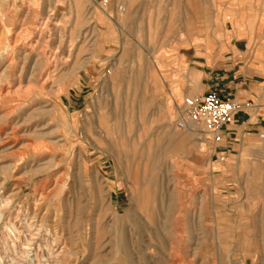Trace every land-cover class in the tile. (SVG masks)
<instances>
[{
  "label": "rangeland",
  "instance_id": "rangeland-1",
  "mask_svg": "<svg viewBox=\"0 0 264 264\" xmlns=\"http://www.w3.org/2000/svg\"><path fill=\"white\" fill-rule=\"evenodd\" d=\"M232 37L264 0H0V264H264L260 132L173 122Z\"/></svg>",
  "mask_w": 264,
  "mask_h": 264
},
{
  "label": "crops",
  "instance_id": "crops-1",
  "mask_svg": "<svg viewBox=\"0 0 264 264\" xmlns=\"http://www.w3.org/2000/svg\"><path fill=\"white\" fill-rule=\"evenodd\" d=\"M247 42L232 37L226 51L189 55L191 72L199 77L197 94L216 89L222 96L237 98L246 103L229 127L230 135L243 137L264 130V63L247 54Z\"/></svg>",
  "mask_w": 264,
  "mask_h": 264
},
{
  "label": "built area",
  "instance_id": "built-area-1",
  "mask_svg": "<svg viewBox=\"0 0 264 264\" xmlns=\"http://www.w3.org/2000/svg\"><path fill=\"white\" fill-rule=\"evenodd\" d=\"M98 1L103 5L109 2ZM245 107L242 100L222 96L216 89H210L204 94L185 95L181 101H174L173 122L180 130L202 127L215 144H220L228 138L229 127ZM258 137L264 141V132L258 133Z\"/></svg>",
  "mask_w": 264,
  "mask_h": 264
},
{
  "label": "bare ground",
  "instance_id": "bare-ground-1",
  "mask_svg": "<svg viewBox=\"0 0 264 264\" xmlns=\"http://www.w3.org/2000/svg\"><path fill=\"white\" fill-rule=\"evenodd\" d=\"M23 41V40H22ZM16 42V41H15ZM21 44V43H20ZM33 45V44H32ZM39 50V49H38ZM7 57V56H6ZM11 58V57H10ZM53 60V59H52ZM52 67V66H51ZM45 71V70H44ZM46 81V80H45ZM11 85V84H10ZM190 132V134H193V135H199L200 133L198 132V129L195 127V128H192V129H189L188 130ZM7 139V138H6ZM49 250V248H48ZM48 252H51L50 250ZM51 254V253H50Z\"/></svg>",
  "mask_w": 264,
  "mask_h": 264
}]
</instances>
